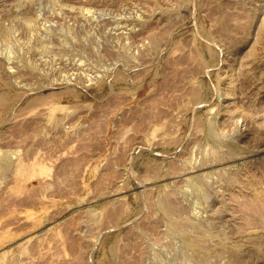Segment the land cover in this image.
Returning <instances> with one entry per match:
<instances>
[{
  "label": "rangeland",
  "instance_id": "374dc122",
  "mask_svg": "<svg viewBox=\"0 0 264 264\" xmlns=\"http://www.w3.org/2000/svg\"><path fill=\"white\" fill-rule=\"evenodd\" d=\"M0 264H264V0H0Z\"/></svg>",
  "mask_w": 264,
  "mask_h": 264
}]
</instances>
